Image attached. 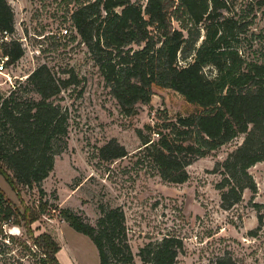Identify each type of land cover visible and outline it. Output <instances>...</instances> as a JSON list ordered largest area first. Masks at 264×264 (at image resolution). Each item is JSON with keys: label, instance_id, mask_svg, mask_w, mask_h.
I'll return each instance as SVG.
<instances>
[{"label": "trees", "instance_id": "obj_1", "mask_svg": "<svg viewBox=\"0 0 264 264\" xmlns=\"http://www.w3.org/2000/svg\"><path fill=\"white\" fill-rule=\"evenodd\" d=\"M263 12L264 0H92L71 14L122 113L130 116L138 104H149L155 84L202 108L175 118L166 115L162 123L146 125L149 133L138 129L143 152L164 181L186 182L194 160L245 135L213 169L222 177L216 188L224 209L240 203L247 188L257 191L250 168L264 161V28L253 29ZM5 30L15 32V13L8 0H0V33ZM3 45L12 62L24 55L18 39ZM28 81L39 99L23 98L16 90L8 96L0 92V162L12 172V185L38 187L43 196L41 182L54 168L56 147H65L69 134L70 111L59 101L75 79L57 77L41 64ZM127 154L116 139L100 148L106 160ZM60 214L92 240L100 264H136L121 206H102L95 225L70 208ZM18 216L0 188L3 233L5 225L21 222ZM30 234L41 245L43 264H61L55 239ZM183 248L182 239L166 236L144 247L141 256L151 264H177ZM217 264L237 263L222 256Z\"/></svg>", "mask_w": 264, "mask_h": 264}, {"label": "rangeland", "instance_id": "obj_2", "mask_svg": "<svg viewBox=\"0 0 264 264\" xmlns=\"http://www.w3.org/2000/svg\"><path fill=\"white\" fill-rule=\"evenodd\" d=\"M87 1L92 0H8L15 13L13 39L21 42L24 55L7 63L0 74V92L8 96L16 90L23 98L39 99L28 76L41 64L57 77L73 76L75 82L59 101L70 111L69 134L65 147H56L54 168L41 182L45 195L38 187L12 185V172L0 162L6 173L0 170V188L21 221L4 226V233L14 235L9 240L0 219V264H43L45 255L30 231L56 240L61 264H69L67 258L72 264H100L95 244L71 227L60 210L70 208L95 225L102 206L124 209L136 264H151L142 259V249L173 235L184 243L177 264H217L222 256H231L237 264H264V161L250 168L257 191L247 188L243 200L230 209L221 206L216 184L222 177L213 169L242 143L244 134L194 160L186 182L164 181L143 152L138 129L149 133L146 125L162 123L166 115L175 118L202 108L178 91L155 84L149 104H138L133 115L122 113L71 21L73 11ZM66 27L69 34L59 37ZM262 28L264 12L253 27ZM112 139L126 147V156L101 157L100 148Z\"/></svg>", "mask_w": 264, "mask_h": 264}, {"label": "built area", "instance_id": "obj_3", "mask_svg": "<svg viewBox=\"0 0 264 264\" xmlns=\"http://www.w3.org/2000/svg\"><path fill=\"white\" fill-rule=\"evenodd\" d=\"M69 34V28H61V32L59 33V37H64L65 35ZM14 33H10L9 31L5 30L0 33V74H4L7 70V63L9 62L10 58L8 55L4 54L1 49L4 43L10 42L13 39ZM17 39V38H15Z\"/></svg>", "mask_w": 264, "mask_h": 264}, {"label": "crops", "instance_id": "obj_4", "mask_svg": "<svg viewBox=\"0 0 264 264\" xmlns=\"http://www.w3.org/2000/svg\"><path fill=\"white\" fill-rule=\"evenodd\" d=\"M60 251H61V249H60L59 252L57 253L58 258H59V253H60ZM67 259L69 260V262L67 261L69 264H72V263H73V261H72L70 258H67ZM61 262H62V261H61Z\"/></svg>", "mask_w": 264, "mask_h": 264}, {"label": "bare ground", "instance_id": "obj_5", "mask_svg": "<svg viewBox=\"0 0 264 264\" xmlns=\"http://www.w3.org/2000/svg\"><path fill=\"white\" fill-rule=\"evenodd\" d=\"M11 233H14L13 231H11Z\"/></svg>", "mask_w": 264, "mask_h": 264}]
</instances>
